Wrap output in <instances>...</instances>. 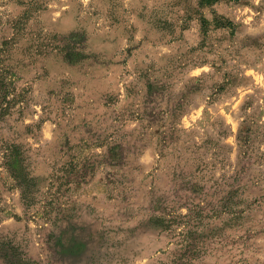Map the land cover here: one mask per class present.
<instances>
[{"label": "rangeland", "instance_id": "rangeland-1", "mask_svg": "<svg viewBox=\"0 0 264 264\" xmlns=\"http://www.w3.org/2000/svg\"><path fill=\"white\" fill-rule=\"evenodd\" d=\"M0 264H264V0H0Z\"/></svg>", "mask_w": 264, "mask_h": 264}]
</instances>
